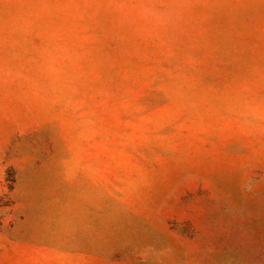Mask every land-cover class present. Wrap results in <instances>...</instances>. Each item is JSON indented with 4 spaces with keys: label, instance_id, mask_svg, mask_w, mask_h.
Returning <instances> with one entry per match:
<instances>
[{
    "label": "rangeland",
    "instance_id": "1",
    "mask_svg": "<svg viewBox=\"0 0 264 264\" xmlns=\"http://www.w3.org/2000/svg\"><path fill=\"white\" fill-rule=\"evenodd\" d=\"M0 264H264V0H0Z\"/></svg>",
    "mask_w": 264,
    "mask_h": 264
}]
</instances>
